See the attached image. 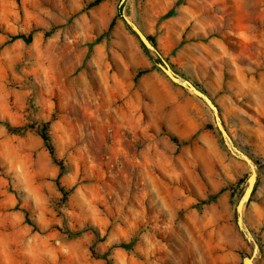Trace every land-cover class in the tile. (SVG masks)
<instances>
[{
    "label": "rangeland",
    "instance_id": "374dc122",
    "mask_svg": "<svg viewBox=\"0 0 264 264\" xmlns=\"http://www.w3.org/2000/svg\"><path fill=\"white\" fill-rule=\"evenodd\" d=\"M93 1L0 0V264H243L251 169L122 13L264 168V0ZM244 218L264 264V170Z\"/></svg>",
    "mask_w": 264,
    "mask_h": 264
},
{
    "label": "water",
    "instance_id": "95a60500",
    "mask_svg": "<svg viewBox=\"0 0 264 264\" xmlns=\"http://www.w3.org/2000/svg\"><path fill=\"white\" fill-rule=\"evenodd\" d=\"M127 0H121V4L123 5L126 3ZM122 16L126 23L130 26L132 31L138 36L142 44L145 46V48L152 54H156L159 61L156 62L158 67L165 73V75L174 83L180 85L183 88H186L190 90L192 93H194L199 99H201L207 107L213 112L216 125L221 133V136L223 138V141L229 150V152L236 158L243 160L251 169V173L249 174L247 180H246V186L243 191L242 196L240 197L237 207H236V213H237V224L242 232L244 238L251 244L252 246V252L251 254L243 257V264H256L257 258L260 255L261 248L258 244L256 238L254 237L252 231L248 227L245 218H244V207L246 208L247 204L250 202L251 197L253 195V192L255 190V186L258 180L259 174L264 170L263 167H260L257 165V163L254 161V159L241 150L233 141L231 135L227 131L226 127L224 126L222 117L219 112L218 106L215 104V102L212 100V98L206 94L204 91L199 89L194 83H192L190 80L181 77L171 66L170 64L163 59V57L160 55V52L158 51L156 45L149 39V37L142 31V29L131 19H129L124 13H122Z\"/></svg>",
    "mask_w": 264,
    "mask_h": 264
},
{
    "label": "trees",
    "instance_id": "16d2710c",
    "mask_svg": "<svg viewBox=\"0 0 264 264\" xmlns=\"http://www.w3.org/2000/svg\"><path fill=\"white\" fill-rule=\"evenodd\" d=\"M102 0H95L91 3V5H95V4H98L100 3ZM113 26V22L111 23V27ZM17 39H22L26 42H30L32 40V34H29V35H26V34H14V35H11V39L10 41H14V40H17ZM149 39L151 41H153L152 38L149 37ZM100 41V38L96 39L94 43H98ZM154 42V41H153ZM144 71H141L140 73H143ZM5 125L7 126V128L11 131V132H19L20 130L24 129L25 127H20V126H14L12 125L10 122H4ZM48 125H44L42 126V128H40V134H41V137L42 139L44 140L47 148L49 149L52 157L55 159V151H54V147L52 145V142H51V136L48 132ZM56 160V159H55ZM90 230L94 231L97 235H99V231L96 230L95 228L91 227ZM80 233V232H78ZM121 246H124V247H128V245H125V244H122Z\"/></svg>",
    "mask_w": 264,
    "mask_h": 264
},
{
    "label": "bare ground",
    "instance_id": "6f19581e",
    "mask_svg": "<svg viewBox=\"0 0 264 264\" xmlns=\"http://www.w3.org/2000/svg\"><path fill=\"white\" fill-rule=\"evenodd\" d=\"M237 207V206H236ZM244 211H245V207H244Z\"/></svg>",
    "mask_w": 264,
    "mask_h": 264
}]
</instances>
